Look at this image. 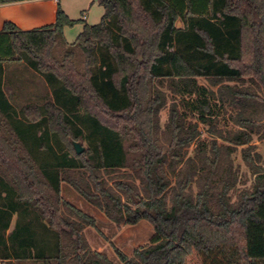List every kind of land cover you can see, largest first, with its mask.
I'll return each instance as SVG.
<instances>
[{"label":"trees","instance_id":"1","mask_svg":"<svg viewBox=\"0 0 264 264\" xmlns=\"http://www.w3.org/2000/svg\"><path fill=\"white\" fill-rule=\"evenodd\" d=\"M98 3L99 22L60 57L53 48L77 20L59 5L51 24L0 29V261L113 264L90 248L83 229L96 221L61 197L66 182L116 225H152L131 256L114 248L123 264H264L253 142L264 151V0ZM6 61L45 75L51 99L17 111ZM237 151L251 176L239 188Z\"/></svg>","mask_w":264,"mask_h":264},{"label":"rangeland","instance_id":"2","mask_svg":"<svg viewBox=\"0 0 264 264\" xmlns=\"http://www.w3.org/2000/svg\"><path fill=\"white\" fill-rule=\"evenodd\" d=\"M92 0H61L62 5L67 9L68 16L71 19L77 20L72 26H67L64 30L63 41H58L53 48V53L60 57L65 49L75 40L78 33L82 30L83 24H95L99 22L103 14V8L94 0V3L89 4ZM87 9V11H85ZM85 15V18L83 17ZM179 24V23H178ZM78 68H83L82 57L76 56ZM16 86H22L17 92V111L27 104L41 105L46 100L51 99V89L47 82L46 76L33 70L32 68L21 69L19 76L15 79ZM200 84L212 88L205 79H198ZM166 93L167 102L160 112V123L163 125L167 117V107L170 105L171 97L166 87H162ZM228 111H230L228 109ZM228 113V112H226ZM226 113H223V115ZM69 117L74 120L71 114ZM221 123H224L221 121ZM219 123L220 125H222ZM231 124H229L230 126ZM253 142L256 143L257 148L263 153L262 142L256 136L253 137ZM84 147L87 146L86 141L81 140ZM234 167L237 168L240 182L237 184L239 188L243 181L247 184L251 180V176L247 167L243 164L240 153L237 151L232 155ZM264 163V158L262 160ZM61 197L69 203L92 216L96 221V227H86L83 229V234L91 249L99 251L107 255L113 264H123L116 255L114 248L119 249L126 256H131L135 248L146 245L153 235V227L146 220H140L136 224H121L116 225L110 221L100 210L89 204L84 200L68 183L61 182L60 184ZM32 264V263H31ZM55 264V263H50Z\"/></svg>","mask_w":264,"mask_h":264},{"label":"crops","instance_id":"3","mask_svg":"<svg viewBox=\"0 0 264 264\" xmlns=\"http://www.w3.org/2000/svg\"><path fill=\"white\" fill-rule=\"evenodd\" d=\"M92 3H94V0L89 2V4ZM58 5L68 16V11L62 5L61 0H23L12 3L0 4V29L6 21L14 23L19 29L22 30H29L51 24L55 21L56 10ZM85 11H87V9H85ZM66 27H64L63 33ZM2 67V89L4 93L8 96V99L13 105V107L17 110V105L15 104V102H17L16 95L18 89H22V86H16L14 79L19 76V71L21 69L29 68V66L23 62L19 63L14 61H6L3 62ZM31 263L46 264L41 261L35 262L31 260H11V264ZM0 264H4V262L0 261Z\"/></svg>","mask_w":264,"mask_h":264},{"label":"water","instance_id":"4","mask_svg":"<svg viewBox=\"0 0 264 264\" xmlns=\"http://www.w3.org/2000/svg\"><path fill=\"white\" fill-rule=\"evenodd\" d=\"M72 148L76 154H80L85 150V147L82 145L81 141H71Z\"/></svg>","mask_w":264,"mask_h":264},{"label":"built area","instance_id":"5","mask_svg":"<svg viewBox=\"0 0 264 264\" xmlns=\"http://www.w3.org/2000/svg\"><path fill=\"white\" fill-rule=\"evenodd\" d=\"M83 17L85 18V15Z\"/></svg>","mask_w":264,"mask_h":264}]
</instances>
